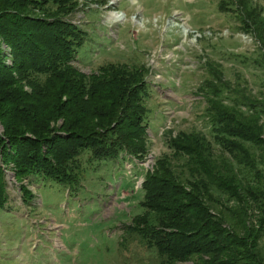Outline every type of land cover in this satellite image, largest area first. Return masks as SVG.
I'll return each mask as SVG.
<instances>
[{
  "label": "trees",
  "instance_id": "1",
  "mask_svg": "<svg viewBox=\"0 0 264 264\" xmlns=\"http://www.w3.org/2000/svg\"><path fill=\"white\" fill-rule=\"evenodd\" d=\"M223 2L237 28L259 43L261 79L257 89L246 78L231 81L205 56L195 91L209 136L199 128L162 129L167 150L144 171L141 210L124 227L154 251L155 264H264L263 7ZM76 4L0 0V206L2 166L9 163L28 201L23 178L41 175L72 187L84 151L140 158L147 150L148 66L112 59L89 73L77 69L71 60L87 34L70 20Z\"/></svg>",
  "mask_w": 264,
  "mask_h": 264
},
{
  "label": "rangeland",
  "instance_id": "2",
  "mask_svg": "<svg viewBox=\"0 0 264 264\" xmlns=\"http://www.w3.org/2000/svg\"><path fill=\"white\" fill-rule=\"evenodd\" d=\"M76 1L70 20L87 34L71 60L77 69L89 73L112 59L148 66V147L140 158L123 152L91 158L82 152L72 187L41 175L23 178L32 193L28 201H22L11 163L2 166L0 264H155L154 251L124 227L141 210L144 171L167 150L161 131L199 128L209 136L203 100L195 91L205 75V56L220 62L226 78H246L257 89L259 43L252 32L237 28L231 10L219 7L225 0ZM230 1L240 6L241 0ZM248 2L262 6L264 15V0ZM2 48L9 63V48Z\"/></svg>",
  "mask_w": 264,
  "mask_h": 264
}]
</instances>
